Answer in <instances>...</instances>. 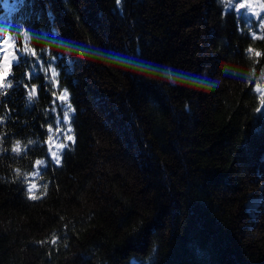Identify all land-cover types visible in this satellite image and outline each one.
Segmentation results:
<instances>
[{
	"label": "trees",
	"instance_id": "trees-1",
	"mask_svg": "<svg viewBox=\"0 0 264 264\" xmlns=\"http://www.w3.org/2000/svg\"><path fill=\"white\" fill-rule=\"evenodd\" d=\"M0 37V264H264V0H0Z\"/></svg>",
	"mask_w": 264,
	"mask_h": 264
},
{
	"label": "rangeland",
	"instance_id": "rangeland-1",
	"mask_svg": "<svg viewBox=\"0 0 264 264\" xmlns=\"http://www.w3.org/2000/svg\"><path fill=\"white\" fill-rule=\"evenodd\" d=\"M5 55L7 56V59H5ZM17 59H18V55L17 52L13 49V47L8 44L5 45L3 51L0 52V85L1 86L4 84L3 77L9 71L14 61Z\"/></svg>",
	"mask_w": 264,
	"mask_h": 264
},
{
	"label": "snow or ice",
	"instance_id": "snow-or-ice-1",
	"mask_svg": "<svg viewBox=\"0 0 264 264\" xmlns=\"http://www.w3.org/2000/svg\"><path fill=\"white\" fill-rule=\"evenodd\" d=\"M244 7V5L243 4H241V8H243ZM3 37H0V39H2ZM18 52H20V59H17V60H15L14 62L17 64V66H19V64H20V61L23 59V56H24V52L23 51H20V50H17ZM26 51V50H25ZM5 59H7V56L5 55ZM168 75H172V73H168ZM31 95L32 94H30V98H31ZM262 103H264V101H262ZM65 116H67V114H65ZM69 139H71V137H69ZM16 151H19L20 149H19V147H17V149H15ZM57 162H59V161H57ZM40 163H43V162H40ZM36 197H33V199H35Z\"/></svg>",
	"mask_w": 264,
	"mask_h": 264
}]
</instances>
